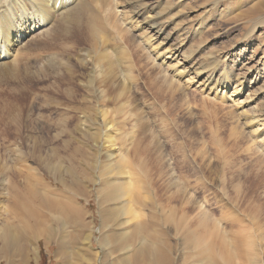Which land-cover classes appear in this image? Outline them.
I'll use <instances>...</instances> for the list:
<instances>
[{
	"label": "rangeland",
	"instance_id": "1",
	"mask_svg": "<svg viewBox=\"0 0 264 264\" xmlns=\"http://www.w3.org/2000/svg\"><path fill=\"white\" fill-rule=\"evenodd\" d=\"M106 1L92 2L106 23L95 71L80 63L81 38L59 52L70 57V73L39 71L32 57L0 70V213L13 216L23 200L41 209L45 196L82 209L53 222L52 242L40 239L30 256L14 251L0 264H140L137 222L173 264L197 260L188 232L206 253L227 243L236 264H264V70L255 64L264 52V10L241 15L257 0H137L163 15L172 36L148 43L153 32L132 3ZM29 45L41 60L50 44ZM178 46L180 54L172 51ZM164 54L172 55L165 64ZM189 59L198 71L215 69V80L196 77ZM226 75L229 84L219 87ZM55 164L73 192L58 194ZM204 210L209 224L200 225Z\"/></svg>",
	"mask_w": 264,
	"mask_h": 264
},
{
	"label": "bare ground",
	"instance_id": "2",
	"mask_svg": "<svg viewBox=\"0 0 264 264\" xmlns=\"http://www.w3.org/2000/svg\"><path fill=\"white\" fill-rule=\"evenodd\" d=\"M97 1L105 2V0H0V70L11 71V72L15 71L23 61L25 60L27 61L29 60L30 57H32L34 59L32 67L36 68L39 71L50 72L51 74H53V76L59 75V73H63L66 70L67 73H70L71 72L70 67L72 66L70 57L65 58L63 55H61V53L59 54V52L68 51L72 49V47H75L79 42V41L77 42V38H81L83 42H85L86 44L85 45L86 51L83 49L85 53L83 59L80 60V63L87 69L93 71L94 68L98 67V61H96L95 58H98L96 56L97 55L96 53L100 48L99 42L102 39L100 33L102 32L101 30L104 29L106 26L104 16L102 17V15L96 11V8H94L92 4V2L94 3ZM103 2L101 4H103ZM129 2L132 3L131 4L132 8H134V15L138 17H143V21L141 23L143 24L144 28L148 27V29H150L151 32H153L151 36L150 35L149 37L147 36L149 39L148 43L153 41L152 39L153 36H156V38H160L166 35V39H172L170 33L168 34L165 33L166 27L161 22L163 15L159 11L157 12L154 10L151 12L152 10L151 9L150 12H147L146 8L148 7L149 4H144V2L139 3L137 0H129ZM99 10L102 11L101 9ZM263 10H264V0H257L241 15L249 16L250 14H253V12L255 11L263 12ZM123 12L125 13V11ZM260 19H262L261 16ZM263 22L264 19L262 20L261 23ZM254 27L256 26H253L251 29H253ZM30 40H33V42L34 41L39 42L40 40H45L49 42L50 45H48V47L43 48L45 49L44 52L41 50L43 53H45L44 57H42L41 60L33 55L35 53L31 52L34 49H36V46L33 49L29 45ZM180 49L181 47L178 46L174 48L172 51H174V53L180 54L181 53ZM37 51L39 50L37 49ZM41 51L39 52L41 53ZM165 54H164L165 57H162L164 58L163 59L164 64L167 63L165 62L167 59L172 58V55L167 56ZM191 55L185 57L190 58ZM225 57L227 58L228 56ZM190 59L188 60V62L185 61V64H188L189 65L188 67H191V69H193L195 65L190 64L193 63V61L191 62ZM251 59L252 56L250 57V60ZM219 62H221V60ZM255 64L257 70H264V52L263 55L255 62ZM254 69L255 68H252L250 66L247 69L248 70L247 74L244 73L246 72L244 70L243 73L246 75H249L248 73H251L249 75L251 76L252 75L251 71ZM239 71H241V69L238 70V72ZM178 72H181V70ZM193 73H195L196 77L198 78L201 76H206L209 81L215 80L214 77L215 69L212 68L203 69L199 71L197 69H193ZM243 73L240 72L237 75H235L234 73L232 74L244 78L242 76ZM218 82H219V87L224 86L225 84H229V79L226 75V77L224 76L221 79H219ZM250 82L247 80V78L245 80L242 79V82L239 85H243L244 83L249 84ZM91 108L92 107H90V109ZM82 126L84 127V125ZM65 129L69 130L67 126ZM113 137L114 135L113 136L110 135V137L107 139L110 147H114L116 143ZM108 156H109L108 159L110 160L114 158V154L110 153L108 154ZM59 170H60L59 167L57 166V164H55L54 172L58 173ZM55 176L57 177L59 182L63 185V190L61 192L59 191L58 194L68 190L70 191V193L73 192L71 186L63 178L64 175L62 177L61 174L59 175L58 173ZM37 183H41V182L37 181ZM61 189L62 188H60V190ZM26 194H28V192ZM30 194L35 197H38V192L34 189L30 191ZM50 194L53 195L52 193ZM22 198H24V196ZM28 200L29 199H27V201ZM30 200L28 201V203L31 202ZM34 200L35 199H33V201ZM23 201L21 203L24 204ZM26 202L25 204H27ZM23 204H21L22 207L20 208L21 210H19V212L15 213L13 216L4 218L3 215L0 213V260L6 259L8 263L11 261L10 255H12L14 251L27 257L30 256L31 253L30 246L35 242H38L40 239H45L47 243L52 242L55 238L53 236L55 232L52 224L55 220L56 222L59 221L60 215L64 214L66 218L70 219L73 216L77 215L82 210L72 200L63 201L55 198L51 199L50 197H46V196L44 198H40L39 206L41 207V209H37L38 207L35 208L34 205H30L29 207L25 208ZM16 207L19 209L20 206H16ZM43 209H46L47 212H44ZM1 210L0 212H2ZM6 212L12 213L11 210H7ZM133 215L137 216L136 213H133ZM198 217L200 218V225L207 224L209 222L208 220L209 214L205 210L201 211L198 214ZM146 226H147L146 223L137 222L133 227H131L132 237L134 239H137L140 243V245L138 244L139 246L134 249L135 250L133 253L134 260L140 264H142V262H144V264H173L172 259L169 256L170 255L169 251H167L165 247H163V249L158 248V245L153 241H151L144 233L147 229ZM209 226L210 225H208V227ZM193 234H194L193 232L187 233L188 241L195 249H197L196 251L197 260L193 264H236L234 262L235 257H233V253H232L234 251L230 252L232 249H230L229 251V249L227 248L228 246L226 247L227 243L225 246L221 244L222 246L220 248L219 254L206 253L207 251L202 246L203 245L202 242L195 243L196 237L194 236L196 235ZM91 239L92 236H90V234L87 235V237L84 239L85 244L88 247L86 248L89 251H91L90 249L93 247ZM55 242L62 246L64 244L61 240ZM239 251L240 250H237L236 257L238 256L241 258L244 255H242ZM147 260H149V263ZM254 263L255 262L252 260L250 264H254ZM237 264H241V263H237Z\"/></svg>",
	"mask_w": 264,
	"mask_h": 264
}]
</instances>
